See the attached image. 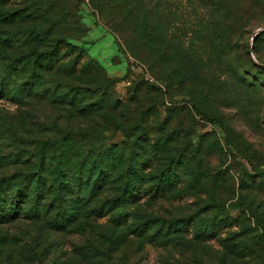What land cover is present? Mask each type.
Here are the masks:
<instances>
[{
    "label": "rangeland",
    "instance_id": "1",
    "mask_svg": "<svg viewBox=\"0 0 264 264\" xmlns=\"http://www.w3.org/2000/svg\"><path fill=\"white\" fill-rule=\"evenodd\" d=\"M43 2L37 13L45 32L66 36L81 50V66L89 62L73 77L56 68L46 86L65 82L87 91L83 104L102 102V114L83 115L37 93L21 105L0 97V156L38 152L43 142L65 136L88 154L85 131L102 132L109 146L127 145L141 119L150 142L168 140L188 159L199 155L193 162L201 182L179 195L146 196L121 219L82 217L66 229L45 219L0 225V264H264V181L249 175L254 166L264 168V0ZM28 4L34 0L12 2ZM132 4L154 20L157 58L126 14ZM8 29L16 30L0 25V37ZM167 41L187 46L185 75L161 58ZM1 46L0 40V66L26 48ZM242 77L257 85L248 87ZM195 104L220 123L202 117ZM19 168L25 166L0 161V174ZM213 199L240 206L220 219L207 206ZM178 221L183 229L168 231ZM214 222L223 227L198 234Z\"/></svg>",
    "mask_w": 264,
    "mask_h": 264
},
{
    "label": "trees",
    "instance_id": "2",
    "mask_svg": "<svg viewBox=\"0 0 264 264\" xmlns=\"http://www.w3.org/2000/svg\"><path fill=\"white\" fill-rule=\"evenodd\" d=\"M16 1L0 0V25L16 28L12 31L8 29L7 35L0 37L1 49L13 48L17 43L26 48L19 55L8 54L13 62L0 66V97L8 95L21 105L37 93L72 111L78 107L83 115L102 114V102L97 103L99 105L94 102L83 104L87 91L76 89V86L65 82L57 83L54 90L46 86V75L53 74L56 68H63L69 74L68 77L75 75L76 67L81 66L78 60L81 50L66 36L53 35L47 30L45 32L43 19L37 13L43 0H34V6H13L12 2ZM130 6L126 14L133 19L134 31L145 41L151 55L157 58L155 55H158L159 43L156 41L154 20L140 6ZM258 39L257 35L255 44ZM187 50L182 41H167L160 50L161 58L175 61L176 69L185 75L183 63L190 56ZM88 66L89 62L81 67ZM243 79L248 87L257 85L254 79ZM195 106L202 117L212 123H220L207 110ZM117 125L118 129L124 126L122 123ZM135 125L139 131L133 133L127 145L120 146L107 145L108 138L102 132L95 134L85 131L83 137L88 139L86 145L91 150L88 154H80L76 141L65 136L43 142L38 152L21 151L8 157L0 156L3 165L25 166L0 174V225L20 218L45 219L53 229H66L70 225H81L82 217H103L109 213L121 219L129 205L146 196L161 198L179 195L183 190L201 182L200 169L193 162L199 157L198 154L188 159L182 152L173 151L168 140L150 142L146 138L148 132L143 121L138 119ZM4 160L8 162H2ZM249 175L258 176L264 181V168L254 166V172ZM106 192L108 197L101 198ZM207 206L213 209L215 216L226 219L231 210L240 204L227 205L213 199ZM197 220L199 217L194 219ZM221 224L214 222L203 231L197 230L198 234L211 235L223 227ZM182 225L178 221L171 223L167 229L177 232L183 229Z\"/></svg>",
    "mask_w": 264,
    "mask_h": 264
}]
</instances>
